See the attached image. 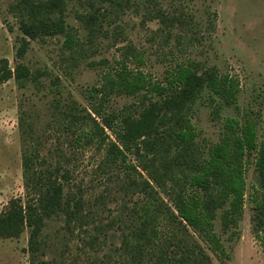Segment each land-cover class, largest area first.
Segmentation results:
<instances>
[{
    "label": "trees",
    "instance_id": "obj_1",
    "mask_svg": "<svg viewBox=\"0 0 264 264\" xmlns=\"http://www.w3.org/2000/svg\"><path fill=\"white\" fill-rule=\"evenodd\" d=\"M82 4L88 8L76 11V17L91 42L104 31V22L113 24L133 2L86 0ZM66 5L67 0L9 4L21 32L18 58L31 40L62 35L69 48L77 44L66 22ZM170 18L160 8L148 15L164 26L172 23ZM121 30L115 22L112 34ZM138 55L127 45L120 66L105 71L102 83L89 89L88 105L74 98L54 100L55 125L73 137L71 154L57 149L51 156H40L32 120L25 111L20 114L25 196L11 198L0 212V238L18 237L27 228L28 264H66L63 255L48 254L51 248L43 236L54 217L61 218L68 234L80 240L87 264H212L203 243L222 249L214 230L219 210L224 230L237 225L246 188L244 159L251 155L258 174L252 221L257 225L255 235L264 234V136L258 139L257 122L228 118L223 135L207 156L197 155L195 149L192 105L204 90L225 104L232 103L239 90L237 80L212 67L199 71L193 64L178 63L164 83L153 82L141 69L129 68L127 60L132 57L142 63ZM43 73L21 62L8 68L3 59L0 80L13 77L21 86L36 84ZM58 80L55 76L52 83ZM118 96L136 100L116 110L112 98ZM92 148L101 156L92 177L83 183L69 164L76 158V149ZM100 187L99 192L89 190ZM114 224L120 228L119 244H112L111 252L99 258L95 253L101 244L110 243Z\"/></svg>",
    "mask_w": 264,
    "mask_h": 264
},
{
    "label": "rangeland",
    "instance_id": "obj_2",
    "mask_svg": "<svg viewBox=\"0 0 264 264\" xmlns=\"http://www.w3.org/2000/svg\"><path fill=\"white\" fill-rule=\"evenodd\" d=\"M14 1L0 0V67L6 59L8 68L21 62L44 73L36 84L27 82L21 86L13 77L0 80V212L11 198L25 196L20 114L25 111L27 119L32 120L33 142L40 148V156H51L57 149L71 154L69 140L73 137L55 125L52 103L55 99L63 102L74 98L81 105H88L89 89L102 83L105 71L120 66L118 62L127 45L142 62L132 57L127 60L129 68L141 69L153 82L164 83L165 75L178 63L193 64L199 71L212 67L237 80L239 90L232 103L225 104L204 90L192 105L190 119L197 133V155H208L223 135L228 118L255 120L258 139L263 138L264 0H132L131 7L113 24L104 22V31L91 42L76 17V11L87 10V5L82 4L86 0H67L65 18L77 44L69 48L62 35L31 40L22 58L16 56L21 32L9 11V4ZM156 8L171 17L169 26L148 19ZM115 22L122 30L113 35ZM55 76L59 80L52 83ZM135 100L136 97H114L112 106L119 110ZM76 150L69 167L75 178L85 183L92 177L91 171L101 155H95L93 148ZM244 162L246 188L237 225L224 230L219 210L214 230L222 249L213 250L210 244L203 243L212 264H264V234L260 231L255 235L257 225L252 221V194L258 187L255 156H246ZM89 190L99 192L102 187ZM117 226L113 225L110 243L101 244L95 253L99 258L111 252L112 244H119ZM43 236L51 248L49 255H63L66 264H87L80 240L68 234L61 218L48 220ZM27 239V228L18 237L0 238V264H28Z\"/></svg>",
    "mask_w": 264,
    "mask_h": 264
}]
</instances>
